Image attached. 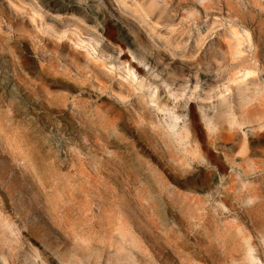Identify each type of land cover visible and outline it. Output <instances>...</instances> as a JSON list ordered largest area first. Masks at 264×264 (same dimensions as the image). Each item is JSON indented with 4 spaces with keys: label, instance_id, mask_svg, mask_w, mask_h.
<instances>
[{
    "label": "rangeland",
    "instance_id": "1",
    "mask_svg": "<svg viewBox=\"0 0 264 264\" xmlns=\"http://www.w3.org/2000/svg\"><path fill=\"white\" fill-rule=\"evenodd\" d=\"M71 4L0 0V264H54L40 253L43 245L63 253L62 240L52 245L60 243L57 234L80 259L75 243L85 233L112 243L111 252L123 240L154 264L188 257L215 264L203 253L232 245L241 257L222 264H264V28L235 24L255 63L249 74L218 53L215 70L229 65L219 90L205 84L207 71L193 70L188 108L171 98L159 114L148 94L134 89L136 73L103 54L91 35L50 18L70 16L64 9ZM95 6L77 3L70 13L88 18L111 43ZM191 9L205 33L207 21L223 20L212 38L223 39L233 23L227 13L192 4L182 12ZM185 19L177 16L174 26ZM112 22L116 35L129 38ZM202 50L206 63L210 54ZM145 124L166 129L175 152L142 132Z\"/></svg>",
    "mask_w": 264,
    "mask_h": 264
},
{
    "label": "bare ground",
    "instance_id": "2",
    "mask_svg": "<svg viewBox=\"0 0 264 264\" xmlns=\"http://www.w3.org/2000/svg\"><path fill=\"white\" fill-rule=\"evenodd\" d=\"M68 1L72 4L64 10H68L66 13L70 16L59 15L50 18L61 27L75 25L82 33L91 35L103 54H107L118 65L136 73L138 77L136 86L131 81L129 84L132 88L135 86L134 89L148 94L151 101L156 104L159 114L168 108L171 98L176 100V108H188L191 95L188 96L186 90L189 87L188 83L194 81L191 77L193 70H196L197 73L199 70L207 71L209 75L205 77V84L212 86L213 89L219 87L222 79L226 77L229 65L218 67V70H215L213 58L218 53L226 60L232 61V66L245 69V75L251 72L249 68L255 66V63L251 62L241 47L242 35L247 37L246 32L242 29L243 32L240 33L235 24L250 25L258 22L264 28V0H94L95 7L104 17V35L112 41L111 43L104 41L93 30L96 27L87 23L88 18L80 20L70 13V10L75 9L77 3L85 4L88 0ZM188 4L201 8V11L206 14H210L214 10L222 14L227 13L233 23L229 24V28H224L223 39L211 37L218 25L224 24L223 20L214 18L207 21L205 33L204 27L198 26L201 15L197 10L192 11L191 9L189 15L182 12ZM180 15L186 19L181 21L180 26L176 28L173 19ZM234 16H237V20L234 19ZM112 20L118 22L121 30L125 31L129 38L123 39L116 35V27ZM190 22L194 24V32H192L193 27L189 25ZM209 37L211 38L208 39ZM203 47L210 54V61L206 63L203 60ZM195 82L196 90L200 82V77L197 75ZM88 86L85 85V87ZM203 89L206 88L203 87ZM205 92L208 93L207 90ZM207 93L201 97L203 100L210 98ZM184 96L188 97L183 101ZM189 112L192 124L190 130L193 138H196V117L192 109H189ZM131 119L135 120L134 116ZM226 127L225 122L221 121L220 130H224ZM208 129L215 132L212 128ZM141 130L149 136L157 138L160 143H165L168 151L175 152L172 150L175 141L166 129L160 128L163 130L160 131L145 124ZM189 151L186 150V152ZM18 211L23 213L20 209ZM54 237L60 239V243L53 242L52 245L59 246L63 241V253L54 252L50 245H47L48 247L43 245V251L40 253L41 258L44 257L54 264H154L151 258L146 257L147 254L143 253L142 256L136 251L135 246L123 243V240L111 252L108 251V248L112 243L102 246L99 244L100 241H97L99 239L87 233L80 234L81 241L75 243L81 253V258L76 260L72 258L68 250L67 246L70 242L68 240L64 242L63 237L59 234ZM17 240L22 241L23 237L20 236ZM222 252L212 253L209 251L208 254L203 253L201 258L208 260L209 257H212L215 264H222V260H236L238 256L241 257L242 249L237 245H232L230 249H225ZM191 259L190 257L186 258L183 264H199L192 262ZM246 259L247 257H243L244 262Z\"/></svg>",
    "mask_w": 264,
    "mask_h": 264
}]
</instances>
